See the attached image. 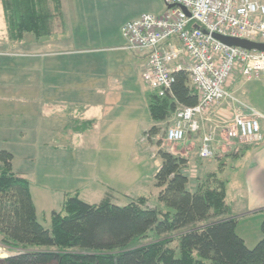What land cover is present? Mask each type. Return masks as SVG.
I'll list each match as a JSON object with an SVG mask.
<instances>
[{"label": "trees", "instance_id": "16d2710c", "mask_svg": "<svg viewBox=\"0 0 264 264\" xmlns=\"http://www.w3.org/2000/svg\"><path fill=\"white\" fill-rule=\"evenodd\" d=\"M8 38L20 42L26 35L46 37L60 16V0H1ZM146 101L151 120L164 123L180 107H193L198 94L185 72L174 74L171 90L159 96L150 91ZM153 126L147 133L156 134ZM154 175L157 207L140 197L125 206L105 198L91 205L77 194L65 196L59 212L51 213L45 229L37 220L29 181L12 169V154L0 152V246L15 255L0 264H264L262 238L246 247L237 235L238 220L230 218L226 181L209 173L189 188L184 172L188 160L159 150ZM222 171L223 164H220ZM200 226V227H199ZM149 233L159 237L133 247ZM175 237L176 247L170 248Z\"/></svg>", "mask_w": 264, "mask_h": 264}, {"label": "crops", "instance_id": "0c3cea01", "mask_svg": "<svg viewBox=\"0 0 264 264\" xmlns=\"http://www.w3.org/2000/svg\"><path fill=\"white\" fill-rule=\"evenodd\" d=\"M153 1L162 0H60V16L52 21L48 37L35 38L26 35L20 42L12 43L9 40L16 46L26 48L20 52L16 51L15 55L32 57L23 59L28 62L24 68L31 71V81L26 80L27 84L23 82L18 96H5V103L12 107L2 111V115H14L19 121L15 137L16 146L21 150L10 152L13 156L12 169L29 181L36 218L41 225L39 212L47 223L48 213L50 216L56 210L53 205L55 194L63 193L60 205H63L66 195L73 192L80 195L76 193L79 192L78 187L67 188L66 181L70 183L67 178L70 173L66 174L67 172L60 169L61 174H49V166L56 170L57 161H65L64 154L70 150L73 142L78 148L95 146L99 148L100 153L104 142L110 140V146H114V131L122 124L116 108L132 93L125 91V83L120 74L122 64H127L124 63L126 57L118 58L106 53L108 50L128 52L123 49L124 42L123 45L112 48L106 47V44L111 43V31L115 27L121 35V28L127 22L143 14L159 16L164 13L165 9L153 10ZM0 9L4 18L1 0ZM5 31L7 33L6 23ZM130 59L128 64L135 63L138 67V81L143 87L141 95L148 109L146 95L150 91L141 80L147 54L133 53ZM239 80L240 78H237L235 83ZM241 82L238 83L240 98L237 100L246 104L243 100L244 82ZM235 89L233 84L228 88L233 95ZM239 109L237 104L223 102L215 109L212 118L219 119V115L231 117ZM260 114L264 117L263 113ZM127 119L130 121V118ZM150 123L151 128L160 124L152 120ZM72 125L76 126L73 128ZM261 129L263 140L244 148L241 145L243 142L219 140L221 147L231 146L228 148L234 151L224 154L223 159L235 156L237 170L242 166L245 175L243 189L238 192L240 201L236 209L229 208V217L238 219L236 233L249 249L260 241L258 231L264 222V121L261 122ZM200 134L202 135V130ZM230 143L233 145H229ZM29 148H33L31 153ZM105 155L111 160V165L105 168L102 164L100 174H119L114 167L113 152L104 151L103 156ZM156 165L158 169L160 161ZM83 183L84 181L76 182L77 185ZM56 186H59L57 188L60 191L54 190ZM49 221L51 226V216ZM242 221L243 238L237 230ZM248 225L257 232L253 247L247 244V240H253V235H249V231L245 230Z\"/></svg>", "mask_w": 264, "mask_h": 264}, {"label": "rangeland", "instance_id": "374dc122", "mask_svg": "<svg viewBox=\"0 0 264 264\" xmlns=\"http://www.w3.org/2000/svg\"><path fill=\"white\" fill-rule=\"evenodd\" d=\"M151 6L153 10L165 9L162 1H153ZM111 32L112 44L109 42L106 44V47H117L121 44L123 45V42L125 44L123 37L117 33L116 27ZM8 41V34L5 31V20L0 9V152L6 151L8 153H16V151L21 150V148L16 146L17 141L15 137L18 129L16 126H18L19 121L14 115H2V111L12 107L5 103V101L7 102L5 96H18V94L21 93V87L24 85L23 82L26 80H29V82L31 81V71H27L26 68H24L28 62L23 59H31L32 57H18L15 55V53H17L16 51L20 52L26 48L16 46L10 41L8 43ZM106 53H108L107 55L113 54V56H118V58L126 57L124 63L127 64L126 66L122 64L123 66L120 74H122L121 78L124 81L123 83H125V86L123 85L125 91H130V93H132V95H127V97L122 100L121 105H118L116 108V112L122 119V124L116 127L114 131V146H110V140L109 142H104L102 153H100V151H98L99 148L95 146L78 148L73 142L70 150H67L68 152L64 154L66 157L65 161H57L56 170L54 167L49 166V174H61L59 173L60 169L67 172L66 174L70 173V178L67 177L70 183L66 181L67 188L75 189L78 187L77 190L79 192L76 193L80 194L79 198L91 205L99 204L107 197L113 204L125 206L132 200L146 197L148 199V207H157L158 190L154 187V175L157 170L156 163L160 161L157 153L161 150L177 156H182L188 160L184 172L189 177V188L191 189H193L194 185L198 182L203 181L210 172L214 171L218 178L227 183V206L231 209H236V205L240 201L238 192L243 189L245 175L243 174L242 166L237 170L238 164L235 156L234 158L227 156L223 159L224 154H229L234 151L228 148L231 146L226 148L221 147L219 141L223 138L221 133L222 128L227 122L231 121L232 116L224 117L219 115V119H214L212 118V116H214L213 112H215L214 109L211 113L212 115H209L210 117L207 116V120L202 123V134L204 133L203 131L207 133L215 131L217 134L215 137V145H213L212 149V157L206 160L199 157L201 132L198 135H189V137L179 143L172 144L167 142L166 131L170 127L173 118L157 125L156 134L150 136L148 139L145 132L151 129V120L149 111L144 103V98L141 95L143 87L138 81V67L135 66V63L133 65L128 64V62L131 61L130 57L133 52H120L117 50L110 52L108 50ZM119 64H121V62L118 63V65ZM118 65L115 68H117ZM241 81L240 79L238 83H242ZM243 82L244 102L264 114V79L251 81L243 80ZM238 83H235V81L232 82L236 87L234 96L237 99L240 98L238 93L239 90L237 91L240 85ZM25 84H27V82H25ZM147 90L149 89L147 88ZM124 103L126 105H124ZM119 106L121 110H119ZM131 117L135 120H132ZM127 118H130V121H128ZM72 126L74 128L76 125ZM229 145L233 144L230 143ZM241 145L244 148L245 146L254 144L243 142ZM29 151L31 153L33 148H29ZM104 151L107 153H109V151L113 152L115 159L114 167L119 171V174H100L102 164L105 168H109L111 165V160L107 159L108 156H103ZM56 156H58V154H56ZM220 164H223V171H219V169H221L219 166ZM82 181H84L83 184H76V182L80 183ZM57 187L59 186H56L54 190L60 191ZM71 195H75L74 192ZM62 196L63 193H58L53 196L55 211L61 210L62 205H60V198ZM50 216L48 213V222L45 223L42 219L41 212H39V219L46 229L50 227ZM237 230L238 234L243 238V221ZM245 230L249 231V235H253V240H247L249 247H253V241H255L257 232L249 225L246 226ZM258 235L261 239L262 234L260 229ZM176 236L177 234L170 238L168 235H163L161 238L171 239L172 242L169 244V247L175 248L177 245L175 242ZM157 239H159L158 236L154 233H149L145 239L137 240L132 246L139 247L147 245Z\"/></svg>", "mask_w": 264, "mask_h": 264}, {"label": "built area", "instance_id": "2783aa9c", "mask_svg": "<svg viewBox=\"0 0 264 264\" xmlns=\"http://www.w3.org/2000/svg\"><path fill=\"white\" fill-rule=\"evenodd\" d=\"M161 15L143 14L121 28L123 49L147 54L141 72L145 87L159 96L171 90L174 74L185 72L198 94L193 107L175 112L166 140L175 144L198 134L207 116L221 103L240 109L222 128L225 141L260 143L261 121L256 109L237 100L228 88L237 78L264 79V52L227 46L215 38L244 39L264 44V0H162ZM210 117V116H209ZM219 127V126H217ZM215 131L201 136L199 157H212ZM0 246V260L14 256Z\"/></svg>", "mask_w": 264, "mask_h": 264}, {"label": "water", "instance_id": "95a60500", "mask_svg": "<svg viewBox=\"0 0 264 264\" xmlns=\"http://www.w3.org/2000/svg\"><path fill=\"white\" fill-rule=\"evenodd\" d=\"M217 40L227 46L238 47L244 50H256L264 52V44L255 43L244 39L225 38L221 36H215Z\"/></svg>", "mask_w": 264, "mask_h": 264}]
</instances>
